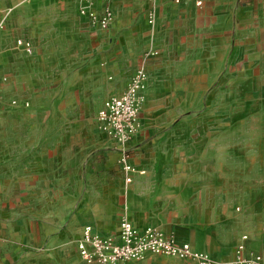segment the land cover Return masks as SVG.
Returning a JSON list of instances; mask_svg holds the SVG:
<instances>
[{
    "label": "crops",
    "instance_id": "1",
    "mask_svg": "<svg viewBox=\"0 0 264 264\" xmlns=\"http://www.w3.org/2000/svg\"><path fill=\"white\" fill-rule=\"evenodd\" d=\"M107 7L108 30L82 14ZM246 16L264 20V0L0 2V264H86L84 227L116 236L124 219L220 262L248 233L244 255L264 261V145L226 141L222 120L224 53ZM141 69L127 173L98 113Z\"/></svg>",
    "mask_w": 264,
    "mask_h": 264
},
{
    "label": "built area",
    "instance_id": "2",
    "mask_svg": "<svg viewBox=\"0 0 264 264\" xmlns=\"http://www.w3.org/2000/svg\"><path fill=\"white\" fill-rule=\"evenodd\" d=\"M106 1L111 3L114 0ZM174 1L182 3L185 0ZM193 1L196 6L202 7L207 0ZM82 14H87L92 24L104 30L110 28L113 20L111 7H107L102 14L88 13L85 10H82ZM18 44L23 46L27 53H32V45L29 42L19 41ZM146 80L147 73L142 69L137 71L123 95L105 101L98 113L99 123L119 143L122 152L121 163L127 173L133 170L128 162L127 145L140 130V91ZM130 181L131 178H127V182ZM247 239V236L243 237L244 241ZM78 251L86 264L130 263L144 260L149 255L189 259L197 264H260L262 260L260 255L245 256V246L239 245L235 261L232 263L216 261L206 253L194 251L189 243L179 244L174 237L158 229L147 228L138 231L127 219L122 220L120 231L116 236H102L96 233L92 226L84 227L83 236L78 242Z\"/></svg>",
    "mask_w": 264,
    "mask_h": 264
},
{
    "label": "rangeland",
    "instance_id": "3",
    "mask_svg": "<svg viewBox=\"0 0 264 264\" xmlns=\"http://www.w3.org/2000/svg\"><path fill=\"white\" fill-rule=\"evenodd\" d=\"M263 21V19H255L251 16L237 17L234 22V46L230 48V51L227 49L224 53L226 68L224 72L225 81L221 83L223 84L222 109L224 111L222 120L224 137L229 142L230 140L247 138L256 141L258 145H264ZM201 65L202 63H199L193 67L197 69ZM217 67V60H211L210 68ZM66 178L71 184H75L74 178L69 176ZM4 184L2 179V185ZM73 192L75 193L74 189H72ZM9 196L8 194H1L0 199H8ZM23 197L24 194L16 195L17 202ZM244 236H247L248 240L244 241ZM238 238L241 244L236 245L234 256H236L239 245H244L246 248L251 241L255 242L252 236L244 232L239 234ZM245 255L247 257L261 256L260 253L250 251L245 252ZM235 258L221 262L232 263ZM260 264H264L263 259Z\"/></svg>",
    "mask_w": 264,
    "mask_h": 264
}]
</instances>
